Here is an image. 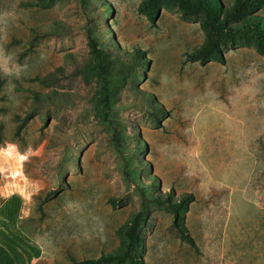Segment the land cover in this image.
Here are the masks:
<instances>
[{
    "label": "rangeland",
    "instance_id": "rangeland-1",
    "mask_svg": "<svg viewBox=\"0 0 264 264\" xmlns=\"http://www.w3.org/2000/svg\"><path fill=\"white\" fill-rule=\"evenodd\" d=\"M145 1L0 0V218L12 214L40 245L34 264L117 249L115 229L140 209L142 186L169 201L192 196L182 223L193 244L165 205L149 207L144 264H216L230 189L244 212L264 207V56L247 36L221 48L223 62L189 60L206 40L198 21L171 0L150 20ZM250 14L264 19V7ZM90 34L111 80L108 116L87 70ZM135 52L144 64L131 69ZM242 215L227 244L261 254L251 236L263 225Z\"/></svg>",
    "mask_w": 264,
    "mask_h": 264
},
{
    "label": "trees",
    "instance_id": "trees-1",
    "mask_svg": "<svg viewBox=\"0 0 264 264\" xmlns=\"http://www.w3.org/2000/svg\"><path fill=\"white\" fill-rule=\"evenodd\" d=\"M83 1L80 0V2ZM161 1H145L143 8L150 20H154L157 16L158 5ZM171 1L176 4L181 16L187 19L197 20L206 35V40L201 46L186 53L185 56L187 59L196 60L200 64L208 60L223 62L221 48L226 46L232 48L236 43H244L247 36L252 40L255 48L264 56V19L250 14V10L257 7H264V0H233L228 10H223L218 0ZM88 44L93 53L94 63L88 66L87 70L89 73H94L100 80V106L98 108L103 116H108L112 109L111 80L104 64L102 50L98 47L96 39L91 34L88 36ZM131 59L133 60L129 66L131 69L136 68L139 64H144L143 58L137 52L133 54ZM49 75L51 73H47L41 78L34 77V79L42 81ZM2 83L3 80L0 77V90ZM35 99L37 100L38 98ZM143 100L147 104L151 102L148 97H143ZM157 111L155 110V112ZM25 120L26 118L18 123L16 133L21 130ZM136 168L134 167L133 170L136 171ZM151 188L148 186L141 187L140 209L131 217L128 223L120 225L115 229V233L123 237V243L117 249L107 253H101L95 258L72 260L71 264H144L138 252L140 247L139 231L147 216L149 207L152 205H165L172 214L173 226L178 228L181 238L193 244L192 238L188 235L182 223L184 212L188 209L187 203L192 199V196H180L177 200L169 201V193L161 198ZM48 198L49 194H45V200ZM45 200L38 202L39 210H41V206ZM258 203L264 205V203H260L259 201ZM17 226L21 229L19 224Z\"/></svg>",
    "mask_w": 264,
    "mask_h": 264
},
{
    "label": "crops",
    "instance_id": "crops-1",
    "mask_svg": "<svg viewBox=\"0 0 264 264\" xmlns=\"http://www.w3.org/2000/svg\"><path fill=\"white\" fill-rule=\"evenodd\" d=\"M247 162L243 161V163ZM246 176H248V172ZM246 178L242 179L240 185L245 182ZM232 191L231 189L229 191L230 195L228 197L226 216L223 221L224 233H222L220 240L221 244L216 258V264H264V207L251 206L254 210L248 214L243 209L246 206L245 203L240 201L239 197L234 196L236 193ZM243 213L247 217L251 215L263 225V233H254L251 236L254 242H262L263 251L261 254L253 253L247 258L240 257L237 252H234L236 248L234 244H227L235 240L229 232L233 220L244 216L242 215ZM4 215H6L5 219L3 217L0 218V264H34V260L41 253L40 245L21 232L14 222V218L11 216L12 214L6 212ZM10 218L11 220H9ZM228 248H230V251H228Z\"/></svg>",
    "mask_w": 264,
    "mask_h": 264
}]
</instances>
